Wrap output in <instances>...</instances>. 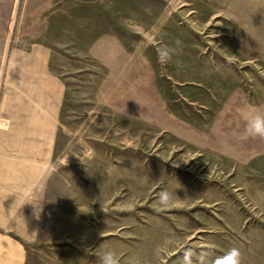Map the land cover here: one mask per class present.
Listing matches in <instances>:
<instances>
[{"label":"rangeland","instance_id":"1","mask_svg":"<svg viewBox=\"0 0 264 264\" xmlns=\"http://www.w3.org/2000/svg\"><path fill=\"white\" fill-rule=\"evenodd\" d=\"M249 107L264 111V0H0V180L26 192L22 264H182L187 248L264 264ZM164 189L178 199L157 212Z\"/></svg>","mask_w":264,"mask_h":264},{"label":"clouds","instance_id":"2","mask_svg":"<svg viewBox=\"0 0 264 264\" xmlns=\"http://www.w3.org/2000/svg\"><path fill=\"white\" fill-rule=\"evenodd\" d=\"M180 44L181 41L177 39L173 45L161 44L158 46L156 48L158 63L166 65L172 61L173 57L179 54ZM241 116L245 122L244 138L252 137L264 139V111L249 107L241 112ZM64 163L66 164L67 160ZM176 199H178V197L175 195V192H169L166 189L161 190L156 199L155 210L157 212L165 210L172 206ZM160 252L161 250L157 248L156 255L159 256ZM204 255L203 253L200 254V264H204ZM196 256L197 253L192 248L185 249L183 252L182 264H195L194 257ZM99 262L100 264H120V258L115 251L108 250L99 257ZM129 264H140V261L136 258H130ZM211 264H241V253L239 249L231 248L227 250L224 255L217 256L212 260Z\"/></svg>","mask_w":264,"mask_h":264},{"label":"crops","instance_id":"3","mask_svg":"<svg viewBox=\"0 0 264 264\" xmlns=\"http://www.w3.org/2000/svg\"><path fill=\"white\" fill-rule=\"evenodd\" d=\"M11 181L0 180V264H22L23 253L20 242L9 236L15 217L14 200L16 195L26 194L16 189ZM18 250L15 252L16 247Z\"/></svg>","mask_w":264,"mask_h":264}]
</instances>
